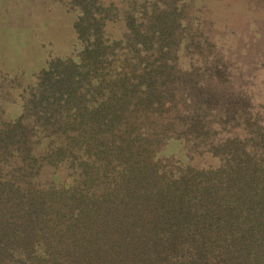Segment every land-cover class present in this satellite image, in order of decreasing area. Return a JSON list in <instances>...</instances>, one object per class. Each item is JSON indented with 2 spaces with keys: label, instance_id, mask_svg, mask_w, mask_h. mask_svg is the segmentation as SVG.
Wrapping results in <instances>:
<instances>
[{
  "label": "trees",
  "instance_id": "1",
  "mask_svg": "<svg viewBox=\"0 0 264 264\" xmlns=\"http://www.w3.org/2000/svg\"><path fill=\"white\" fill-rule=\"evenodd\" d=\"M230 1L69 0L0 119V264H264V0L242 45Z\"/></svg>",
  "mask_w": 264,
  "mask_h": 264
},
{
  "label": "rangeland",
  "instance_id": "2",
  "mask_svg": "<svg viewBox=\"0 0 264 264\" xmlns=\"http://www.w3.org/2000/svg\"><path fill=\"white\" fill-rule=\"evenodd\" d=\"M261 13L246 12L241 2L231 0L222 17L228 27L222 39L244 44L250 39V32L240 33L243 27H248V16ZM75 15L69 0H0V119H12L20 112L21 93L49 59L74 54ZM260 24L264 26V21ZM234 30L238 35L231 34ZM260 40L262 44L264 36ZM262 54L259 58L264 61ZM258 78L261 81L258 98L264 100V70L258 72ZM178 148V142L171 141L165 152L179 154Z\"/></svg>",
  "mask_w": 264,
  "mask_h": 264
}]
</instances>
